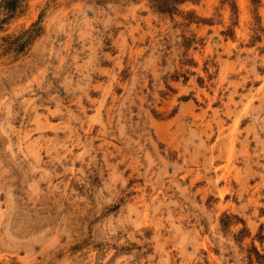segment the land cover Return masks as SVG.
<instances>
[{
    "label": "rangeland",
    "instance_id": "1",
    "mask_svg": "<svg viewBox=\"0 0 264 264\" xmlns=\"http://www.w3.org/2000/svg\"><path fill=\"white\" fill-rule=\"evenodd\" d=\"M0 264H264V0H0Z\"/></svg>",
    "mask_w": 264,
    "mask_h": 264
},
{
    "label": "trees",
    "instance_id": "2",
    "mask_svg": "<svg viewBox=\"0 0 264 264\" xmlns=\"http://www.w3.org/2000/svg\"><path fill=\"white\" fill-rule=\"evenodd\" d=\"M154 7L160 12H171L175 6L187 0H150Z\"/></svg>",
    "mask_w": 264,
    "mask_h": 264
}]
</instances>
